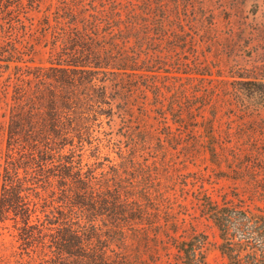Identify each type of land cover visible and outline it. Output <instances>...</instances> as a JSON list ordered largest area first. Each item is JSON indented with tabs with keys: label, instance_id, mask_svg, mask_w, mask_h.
<instances>
[{
	"label": "trees",
	"instance_id": "obj_1",
	"mask_svg": "<svg viewBox=\"0 0 264 264\" xmlns=\"http://www.w3.org/2000/svg\"><path fill=\"white\" fill-rule=\"evenodd\" d=\"M156 1L58 0L31 24L49 50L41 64L33 61L35 45L16 39L26 34L23 16L8 14L16 8L10 1L0 8L8 149L0 221H13L26 264H209V236L197 227L204 221L217 231L227 264H264V135L230 124L217 131V114L211 126L202 116L217 92L232 91L243 103L264 99L263 80L246 69L231 73L240 80L232 82L191 69L177 54L185 50L184 25ZM136 92L147 97L144 125L129 129ZM114 104L127 131L102 139L96 129L101 117L115 116ZM85 107L92 108L87 119L78 113ZM178 150L183 163L207 151L217 178L231 186L210 193L202 183L187 206L175 180L187 187L192 173H172L168 160Z\"/></svg>",
	"mask_w": 264,
	"mask_h": 264
},
{
	"label": "rangeland",
	"instance_id": "obj_2",
	"mask_svg": "<svg viewBox=\"0 0 264 264\" xmlns=\"http://www.w3.org/2000/svg\"><path fill=\"white\" fill-rule=\"evenodd\" d=\"M6 1H10L16 7L13 10L11 8L8 14L10 13L9 15L14 17L22 15V20L25 21L22 29L26 31V34L16 38L17 41L23 42L24 45L34 44L35 47L32 51H35L36 54L33 61L35 64L43 63L48 57L49 50L44 47L45 42L41 39L40 32L31 31V24L38 23L43 13L47 9L53 8L58 0H34L36 5L32 4L30 0H0V8ZM156 2L163 6L169 4L172 10V19L176 23L181 22L184 25L185 34L182 35L181 40H186L185 50L182 51L178 48L177 54L182 56L185 59L184 61L189 60L191 69L198 67L211 70L214 78L230 82L240 81L232 78L231 75L233 74L231 73L246 69L258 73L264 83V0H173L172 2L159 0ZM32 5L35 8L40 7L37 11L41 12L38 13L33 10ZM4 14L0 13V18ZM3 41H7L6 38H3ZM218 71L223 72L224 77L217 78ZM130 96L132 97L130 98L129 108H131L134 118L127 125L129 129H131V126L134 127L132 129H139L140 126L144 125V122L140 121L139 114L146 111L145 104L142 103L146 102L147 97L144 93L139 92L131 93ZM205 100L208 105L202 112V116L209 120L206 126H211L212 113H216L218 121H212V123L217 131L227 130L230 124L236 132L239 131V128H243L255 131L257 138L264 135V99L262 97L256 96L254 100H245L243 103L231 91L227 95L224 92L221 94L217 92L214 97ZM0 106L2 107V110H0L1 172L8 149L6 138L1 131V123L4 121L1 114L5 112V105L1 102ZM123 107L125 108L127 105ZM91 109L85 107L80 109L78 113L87 119ZM106 111L109 112L110 108L106 107ZM114 111L115 116L113 118L109 119L104 116L100 118L101 125L96 129L100 132H96L95 135L102 139H119V133L122 131V120L116 104H114ZM128 119L130 118L128 117ZM148 121L151 124L152 122L156 123L153 119ZM126 131L124 129L122 133ZM103 144L109 145L107 141H104ZM180 150L169 153L168 160L172 161V166H170L172 173L183 175L192 173L188 180L189 183L193 184H189L187 187L180 185L179 180H175L176 184L178 183L175 188L177 194L182 197L180 201H183L187 206L190 207L192 201L190 191L197 190L202 183L210 193H213L214 190L217 192L221 188L228 189L231 186L230 181L217 178V173L221 170L210 161V154L207 151L202 150L196 153L192 159L183 163L185 156L184 153L179 152ZM102 151L104 155L109 154V150L105 146H103ZM87 154L89 153L87 152ZM110 157L111 159H117L113 150ZM223 171L228 172L225 167H223ZM193 174L201 175L203 178L197 182L196 176L193 177ZM197 227L198 230L209 236L211 243L208 252L209 264H227V260L222 257L215 246L216 242L219 241L217 231L205 221L198 224ZM17 234V230L13 227V221H0V264H18V262L26 264L28 258L25 255L22 256L24 251L18 242ZM157 264L165 263L160 260Z\"/></svg>",
	"mask_w": 264,
	"mask_h": 264
}]
</instances>
